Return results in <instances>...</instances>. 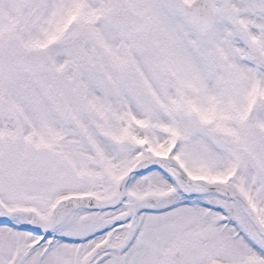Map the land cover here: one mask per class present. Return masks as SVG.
<instances>
[{
	"label": "snow or ice",
	"instance_id": "1",
	"mask_svg": "<svg viewBox=\"0 0 264 264\" xmlns=\"http://www.w3.org/2000/svg\"><path fill=\"white\" fill-rule=\"evenodd\" d=\"M0 264H264V0H0Z\"/></svg>",
	"mask_w": 264,
	"mask_h": 264
}]
</instances>
